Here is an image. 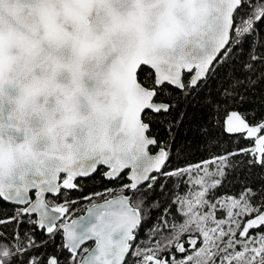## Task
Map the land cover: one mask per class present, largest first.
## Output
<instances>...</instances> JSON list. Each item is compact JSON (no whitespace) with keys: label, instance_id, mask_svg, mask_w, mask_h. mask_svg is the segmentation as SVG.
Wrapping results in <instances>:
<instances>
[{"label":"snow or ice","instance_id":"6c2138e0","mask_svg":"<svg viewBox=\"0 0 264 264\" xmlns=\"http://www.w3.org/2000/svg\"><path fill=\"white\" fill-rule=\"evenodd\" d=\"M201 93L250 146L225 148L217 120L165 171L156 118ZM257 94L264 0H0V264H264V119L227 110ZM101 167L119 183L73 198Z\"/></svg>","mask_w":264,"mask_h":264},{"label":"trees","instance_id":"16d2710c","mask_svg":"<svg viewBox=\"0 0 264 264\" xmlns=\"http://www.w3.org/2000/svg\"><path fill=\"white\" fill-rule=\"evenodd\" d=\"M247 47V45L245 46ZM144 73L153 72L150 68L146 66H141ZM215 82H210V90L212 91L213 96H215ZM208 89H206L207 91ZM168 92L171 96H176L179 93L174 88H169ZM204 93H201L200 97L193 99L191 96L185 100L183 96H181L179 101L173 100V103L176 104V107L167 115H159L156 119L157 121H162L163 123H156L153 126V131L159 133V139L161 140H169V133L167 131L166 125L167 123H172V134L174 135V140L171 142V159L168 162L167 168L165 171L174 169L176 167L185 166L188 162L195 163L205 152V143L203 137L199 131V127L201 125L211 123L215 126L216 121H220V127L215 129L216 135L221 138V143L228 150L234 149L237 144L240 147L250 146V142L245 140L244 134H228L223 131V120L226 115L224 109H221L217 114L214 110H210L207 107L203 106L201 101ZM168 95H161L157 98L158 101L164 100L165 102L168 100ZM190 101V102H189ZM228 111L231 110H239L241 112L248 113V120L250 123L255 121H260L264 119V97H261L257 94L255 97L250 99L242 108L235 109L229 107ZM181 114H183V119L181 120ZM177 122H179L177 124ZM264 134V133H261ZM155 148H152L151 151H154ZM104 172V168H100L94 175L91 177L80 179L77 183L81 186V191H72L71 196L73 198L80 197L81 195H90L94 191H102L104 188L113 187L114 184L119 182H109L105 180L102 176ZM122 179H124L122 177ZM125 182H127L125 180ZM160 184H168V187L161 190L159 184L156 186L155 192L152 193L149 202L151 201H160L163 203L165 200L169 198V188H171V182L166 181L163 177L160 178ZM226 189L221 188L220 191L224 192ZM229 191H234V189H228ZM87 201H82L80 204L81 211L77 214L81 213L87 205ZM0 208L9 210V214L11 212V205L7 203L0 204ZM3 213L0 212V215ZM153 216H156V212L153 211ZM152 223L151 220L146 222L143 225L141 230V236H143L144 229H147L149 225ZM14 225H8L7 227L0 228V231L5 233L10 232ZM26 224L21 225V230L26 228ZM38 238H44L38 234ZM60 238H56V243L59 244ZM51 250V249H49Z\"/></svg>","mask_w":264,"mask_h":264},{"label":"water","instance_id":"95a60500","mask_svg":"<svg viewBox=\"0 0 264 264\" xmlns=\"http://www.w3.org/2000/svg\"><path fill=\"white\" fill-rule=\"evenodd\" d=\"M146 67H148V68H150L149 66H146ZM153 71V73H154V70H152ZM157 151V150H156ZM155 151V152H156ZM155 152H151L152 154H155ZM106 170V169H105ZM128 171H130V170H128ZM94 175V174H93ZM98 202H102V201H98ZM85 211H86V208H85V210H84V212L83 213H81V214H79V215H84V213H85Z\"/></svg>","mask_w":264,"mask_h":264},{"label":"flooded vegetation","instance_id":"af4514ba","mask_svg":"<svg viewBox=\"0 0 264 264\" xmlns=\"http://www.w3.org/2000/svg\"><path fill=\"white\" fill-rule=\"evenodd\" d=\"M156 150H157V149H155L154 151H151V150H150V151H151V152H155ZM102 168H104V167H102ZM104 171H105V168H104ZM82 179H85V178H82ZM78 180H80V179H78ZM78 180H77V181H78ZM77 181H76V182H77ZM84 210H85V209H84ZM84 210H83L81 213H83ZM81 213H79V214H81ZM79 214H77V215H79Z\"/></svg>","mask_w":264,"mask_h":264}]
</instances>
